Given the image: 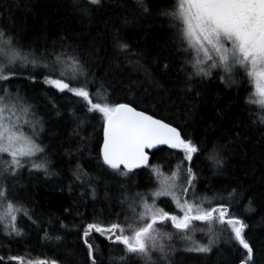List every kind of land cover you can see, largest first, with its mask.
<instances>
[{"label": "snow or ice", "instance_id": "snow-or-ice-1", "mask_svg": "<svg viewBox=\"0 0 264 264\" xmlns=\"http://www.w3.org/2000/svg\"><path fill=\"white\" fill-rule=\"evenodd\" d=\"M127 5L131 6L133 18L151 15L149 0H127L122 6ZM102 6V0H74V7L80 15L90 21L92 13ZM5 11L10 12L11 8H0V18L4 17ZM159 15L169 21L173 30L172 55L179 57L178 71L184 73L186 82L180 91L191 93L194 91L193 77L204 80L212 76L213 70H222L224 75L220 78L229 87L241 88L247 83L250 89L254 85L258 99H252L253 93L246 89L248 94L243 97L242 106L248 110L250 124L264 128V0H172L170 8L161 10ZM130 22L128 16L121 21L122 24ZM112 39L126 66L143 76L142 82L134 86L144 88L145 93L149 90L157 93L160 104L166 99L171 101L170 89L157 78V75H167L170 68L168 58L152 62L159 69L157 73L146 66L142 52H134L121 40L119 29H113ZM59 47L61 51H57L54 44L39 56L35 52L25 53L15 28L0 25V225L3 226V235L23 237V228L18 226L21 217L37 224L32 210L10 191L8 181L15 180L26 166L30 171L54 175L50 172L48 160L41 159L45 153L42 143L38 142L43 131L42 120L19 88L13 93L8 87L18 78V64L24 68L31 65L32 69L47 70L44 84L53 86L60 93H71L86 102L88 112L101 114L103 139L98 152L101 168L110 170L109 174L117 177H128L135 169L149 168L150 175H154L158 182V187L147 193L130 192L121 185L120 211H114L109 205L107 215L104 209L91 218L76 213L81 219L74 226L75 234L86 250L88 264H105L104 250L96 243V237L106 242L108 264H173L170 257L175 249L171 242L177 235L188 245L187 252L207 254L223 240L239 264H257V253L264 256V244L257 248L248 237L249 225L232 212L244 194L237 188H225L211 196L196 192L198 172L193 170L194 157L198 159L203 155L211 168L222 171L227 163L229 143L239 138V132L231 141L225 136L224 142L213 141L202 147L188 134L186 125L174 122V118L166 122L147 110H138L132 103H110L107 95L101 97L102 83L95 93L91 92L90 88L97 81L82 63L77 47L63 41ZM237 76L241 77L239 82ZM26 78L34 82L36 75ZM72 83L80 86L73 87ZM200 96L201 93L195 91V97ZM94 97L102 98L104 102H93ZM172 106L176 107L174 102ZM253 106L258 111H252ZM196 108L197 105L191 103L184 116L194 115ZM26 127L30 134L25 131ZM161 145L182 154L170 175H165L160 165L151 164L149 150ZM181 175L186 177L184 186L178 183ZM86 176L77 163L73 177L90 188L95 200V180L91 177L84 179ZM161 197L170 198L161 201L165 207L157 204ZM251 203L249 200L247 211H254ZM169 224L174 232L162 230ZM59 225L62 230L68 229L62 221ZM43 231L45 240L63 242V236L53 237L47 230ZM197 231L207 236L206 244L194 239ZM157 253L158 258L154 259ZM12 262L25 264L19 256L7 260L0 256V264ZM27 264H58V261L37 259L29 260Z\"/></svg>", "mask_w": 264, "mask_h": 264}, {"label": "trees", "instance_id": "trees-1", "mask_svg": "<svg viewBox=\"0 0 264 264\" xmlns=\"http://www.w3.org/2000/svg\"><path fill=\"white\" fill-rule=\"evenodd\" d=\"M102 3L103 6L92 13L90 21L80 15L74 7V0H0V8H11L0 18V25L15 28L25 53L35 52L39 56L54 44L57 51H61L62 41L76 46L85 68L95 75L97 81L90 88L91 92L95 93L102 83L101 97L107 95L110 103H132L138 110H147L166 122L174 118V122L186 125L188 134L202 147L213 141L224 142L225 136L231 141L232 136L239 132V138L229 143L230 151L226 152L227 163L222 171L211 168L203 155L198 159L194 157L193 170L198 172L196 192L211 196L225 188H237L243 193V200L233 207L232 212L249 225L248 237L259 248L264 244V128L250 124L248 110L242 106V99L248 94V84L241 88L229 87L220 78L223 71L213 70L210 78L200 80L193 77V92H181L186 82L184 73L178 71L179 57L172 55L173 30L169 21L159 15L161 10L170 8L172 0H149L151 15L138 18L132 17L130 5L122 6L127 4V0H102ZM125 16L130 23H121ZM113 29H119L121 40L128 43L134 52L144 54L146 66L155 72L158 73L159 69L152 62L168 58L170 68L167 75H157V78L170 89L171 101L166 99L160 104L157 93L151 90L145 93L144 88L134 86L142 82L143 76L126 66L123 55L114 48ZM17 68L18 78L12 80L8 87L13 93L19 88L34 106L36 116L42 120L43 131L38 142L42 143L45 153L41 159L48 160L50 172L54 175L30 171L26 166L15 180L8 181L10 191L32 210L37 224L21 217L18 226L23 228V237L4 236L0 225V256L5 260L19 256L25 264L37 259H55L58 264H88L86 250L75 234L74 226L81 219L76 213H84L85 218H91L104 209L107 215L109 205L114 211H120L121 185L130 192L147 193L155 190L158 182L154 175H150L149 168L135 169L128 177L110 175V170L101 168L98 156L103 138L101 114L88 112L86 102L71 93H60L53 86L44 84L47 70L32 69L31 65L24 68L19 64ZM34 74V82L26 78ZM236 79L239 82L241 77ZM71 86L80 84L72 83ZM195 91H199L201 96L195 97ZM248 91L253 93V87ZM251 98L254 99L253 96ZM93 102L104 101L94 97ZM191 103L197 105L195 114L186 117L184 111ZM252 111L258 109L253 106ZM149 155L152 165H160L162 172L170 175L182 154L162 146ZM77 163L87 174L84 179L91 177L95 180V200L91 197L90 188L73 177ZM178 183L184 186L186 177L181 175ZM188 198H192L191 193ZM168 200L170 198L161 197L157 204L165 207L161 201ZM249 200L254 211L246 210ZM166 210L170 209L166 207ZM60 221L68 225V229H60ZM43 230L53 237L63 236V242L45 240ZM162 230L174 232L170 224ZM194 239L199 243L208 242L207 236L199 231L194 234ZM96 243L104 250V262L108 264L106 242L96 237ZM171 243L175 249L170 257L173 264H239L223 240L207 254L185 251L188 245L178 235ZM158 255L154 254L153 258L157 259ZM256 259L257 264H264V256L257 253Z\"/></svg>", "mask_w": 264, "mask_h": 264}, {"label": "rangeland", "instance_id": "rangeland-1", "mask_svg": "<svg viewBox=\"0 0 264 264\" xmlns=\"http://www.w3.org/2000/svg\"><path fill=\"white\" fill-rule=\"evenodd\" d=\"M254 93H255V88H254V85H253V97H254V99H258V97ZM25 131L29 132V134H30V130L27 127L25 128Z\"/></svg>", "mask_w": 264, "mask_h": 264}, {"label": "water", "instance_id": "water-1", "mask_svg": "<svg viewBox=\"0 0 264 264\" xmlns=\"http://www.w3.org/2000/svg\"><path fill=\"white\" fill-rule=\"evenodd\" d=\"M103 139V138H102ZM102 143V142H101ZM162 146H164V145H161V146H157V149L158 148H160V147H162ZM154 150H156V149H152V150H149V154H150V152H152V151H154ZM150 156V155H149ZM139 169V168H138Z\"/></svg>", "mask_w": 264, "mask_h": 264}]
</instances>
